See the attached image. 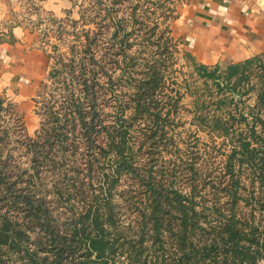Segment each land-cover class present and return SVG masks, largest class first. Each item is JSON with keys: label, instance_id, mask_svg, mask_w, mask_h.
Here are the masks:
<instances>
[{"label": "trees", "instance_id": "1", "mask_svg": "<svg viewBox=\"0 0 264 264\" xmlns=\"http://www.w3.org/2000/svg\"><path fill=\"white\" fill-rule=\"evenodd\" d=\"M136 14L134 9L132 15ZM139 23L138 32L146 35L156 32L159 26L156 23L144 28L145 22ZM167 31L169 35L157 40L143 36L132 54L129 48L134 43L125 37L105 45L104 60L118 64L122 70L121 75L114 76L102 65L109 82L105 85L99 82V71L89 65L98 63L95 46L99 30L84 29L79 53L68 62L57 59L59 65L50 71V77H56L67 68L71 78L78 79V91L71 89L61 107L45 101L43 92L47 89L39 92L37 112L46 116L41 118L35 135L17 133L15 138L12 133H0V264H14L7 252L21 251L22 240L30 231L36 232L34 243L50 253L53 264H65L78 256L82 257L79 264H258L264 259V72L259 73L260 84L250 86L256 90V97L248 112L238 110V117L232 115L228 121L215 119L221 128L239 131L229 136L232 147L224 171H206L210 180L204 182L210 183L211 190L205 196L202 187L206 185L193 180L182 186L173 177L200 176L193 160L196 156L192 160L178 156L181 162L165 159L164 152L175 148L173 152L179 154L182 149L171 135L158 133L170 127L181 99L180 91L166 84L178 43L170 28ZM261 61V56H253L226 65L228 78L238 74L229 94L234 90L242 93L238 84L244 78L249 81V65ZM77 65L79 72L75 74ZM199 72L214 77V71L203 67ZM120 86V92H115ZM215 87L219 94L225 90L221 81ZM109 92L114 93L117 105L113 123L104 120L97 105L99 94ZM2 108L6 106L0 97ZM135 121L143 122V133L136 135L138 148H134L130 135ZM241 122L245 128L235 126ZM23 124L20 121L19 125ZM72 135L78 138L70 143ZM10 139L26 148L29 168L18 167L12 153L6 151ZM81 139L87 153L83 165L72 167L78 176H84L71 181V176L65 174L69 186L67 190L58 188L60 195L67 193L68 200L76 197L81 211L77 217L60 220L61 212L56 213L45 194L36 192L35 184L40 183L42 163L58 169L64 163L62 157L58 160L54 156L56 145L64 151L73 145L75 152ZM243 163L249 166L250 182L256 186L244 194L238 172ZM124 181L126 187L119 196L125 199L131 217L128 225L121 220L123 210L113 200L112 192ZM26 255L23 258L31 264H39L30 251Z\"/></svg>", "mask_w": 264, "mask_h": 264}, {"label": "rangeland", "instance_id": "2", "mask_svg": "<svg viewBox=\"0 0 264 264\" xmlns=\"http://www.w3.org/2000/svg\"><path fill=\"white\" fill-rule=\"evenodd\" d=\"M41 1L18 0L21 8L16 11L15 15L17 20L26 25L31 33L37 37V42L46 52L47 66L41 74L35 89L25 93L24 90L19 91L17 86H13L12 90L1 93L0 97L4 100L6 109L2 108L0 110V133H12L13 137L17 133L35 135L37 133L36 129L40 126L41 118L46 116L37 112V110H40L36 104L39 92L47 89L46 92H43L45 101L50 104L53 103V106L59 104L61 107L71 89L78 91L80 88L78 79H72L67 68L63 69L62 73L64 74L60 73L56 77H50V71L54 66L59 65L56 64L57 59L68 62L74 53H79L77 50H79V43L84 37V29L95 28V30H99L98 43L95 46L98 49L95 52L98 63L89 65L94 71H99V82L108 85L107 74L101 71V66L103 65L102 69L112 72L114 76L121 75L122 70L118 64L114 66L107 59L104 60L105 45L109 42H119L121 38L125 37V39H129L134 43L129 48V53L132 54L139 48L137 42L141 41L143 36L151 35L149 38L154 40H157L162 35L164 38L169 35L167 28H170L171 35L178 43L177 50L174 52L173 60L170 64V72L165 79L169 87L173 86L180 91L181 99L178 103L176 114L171 117L173 119L170 120V127L158 133L171 135L174 143L182 149V152H179L180 155L173 152L175 148L171 150L173 153H170V150L164 152L165 159L175 158L178 162H181L178 156L182 155L184 160H192V156H196L193 160H196V169L199 168L197 170L201 171L200 176L193 175L192 178L173 176L176 178V182L184 186L193 183V180L197 181L200 186L206 185L202 187V192L205 196H209L210 183L204 181H209L210 177L205 176V173L208 169L210 171L215 169L214 172L217 171L219 173L224 171L223 164L232 147L229 136L231 133L239 131V128L233 130L232 127H229L228 130L223 129L215 119L219 118L221 121H228L232 115L238 117V110L246 112L250 110L256 97V90L254 88L250 89V86H258L260 84L259 73L264 72V54L261 55L262 64L257 62L249 65L247 74L249 75V81L244 78L242 79L243 82L241 81L238 84V89L242 93L234 90L232 94H229L231 84L236 80L238 74L228 78L226 76V65H211L199 62L194 59L186 48L183 33L180 32L179 22L185 14L189 0H70L69 6L63 11L46 9L42 6ZM134 9L137 13L135 16L132 15ZM141 21L146 24L144 28H148L150 25L153 26L156 23L159 26L156 32L152 34L150 32L147 35L142 32L140 34L137 27H140L139 22ZM118 45L119 43L116 44V47ZM73 47L76 48L74 52ZM149 54V52H146V55ZM119 59L122 61V56ZM76 61L74 60L75 63ZM239 65H242V62ZM202 67L207 71H214V77L202 76L199 72ZM73 71L77 74L79 65ZM218 81L223 82L225 87L221 94L215 91V83ZM45 83H48L46 88ZM227 83L229 86H225ZM120 89H122L121 86L115 92H120ZM224 95L226 96L224 100H220L221 96ZM239 97L241 98L235 101ZM99 98L97 105L102 117L107 123H113L117 113L114 93L99 94ZM235 105H237V108H235ZM41 111H44L43 107ZM127 112L129 113L130 110ZM20 115L24 121L23 125H19L22 120L18 122V116ZM248 115L250 117V114ZM142 125L143 122L135 121L130 131L134 148L139 146L136 135L137 133H143L141 132ZM235 126L244 127L243 122ZM147 132L150 133V131ZM76 138H78L77 135H72L68 138V141L70 143L74 142ZM104 139V134H101L100 140L103 141ZM5 149L12 153V160L17 162L18 167H21V169L29 168L30 161L25 153L26 148L21 146L16 139H10ZM73 149V145H69L64 151L59 148V145H56L54 147V156L58 160L63 158L64 163L59 169L50 163H42L40 178L38 179L40 183L35 184L36 192L45 194L56 213L58 211L61 212L60 220L77 217L81 211V205L76 197H70V200H68L67 193L64 192L62 195L58 193V188L67 190L69 186V179L65 177V174L71 176V181H78L79 177L84 176L83 173L78 176L72 165H83L84 155L87 153L85 141L81 139L78 141V147L75 152ZM55 164L57 165V163ZM238 172L240 183L245 188L241 189L243 194L251 191L253 187L256 188L250 182L251 174L249 173L248 165L243 163ZM95 184L98 188L99 182ZM125 187V181L120 182L112 192L114 193L113 200L123 210L121 220L124 224H127L131 217L126 209L125 199L119 196V191ZM241 202L243 203V200ZM35 237V231L28 232L22 240L21 251L9 250L7 252L9 261L14 264H31L28 259L23 258V255L30 251L39 264H53L50 253L41 251L38 245L34 243ZM150 252V249H148V255ZM81 258V256H78L74 261L66 262L65 264H79ZM258 264H264V259L260 260Z\"/></svg>", "mask_w": 264, "mask_h": 264}, {"label": "crops", "instance_id": "3", "mask_svg": "<svg viewBox=\"0 0 264 264\" xmlns=\"http://www.w3.org/2000/svg\"><path fill=\"white\" fill-rule=\"evenodd\" d=\"M63 11L70 0H42ZM18 0H0V95L35 89L47 66L37 37L16 18ZM186 48L204 64L228 65L264 53V0H189L179 22Z\"/></svg>", "mask_w": 264, "mask_h": 264}]
</instances>
